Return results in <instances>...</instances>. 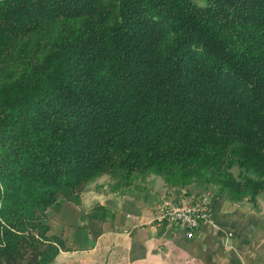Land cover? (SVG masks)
I'll return each instance as SVG.
<instances>
[{"label":"trees","instance_id":"1","mask_svg":"<svg viewBox=\"0 0 264 264\" xmlns=\"http://www.w3.org/2000/svg\"><path fill=\"white\" fill-rule=\"evenodd\" d=\"M264 194V0H0V264H49L94 178Z\"/></svg>","mask_w":264,"mask_h":264},{"label":"crops","instance_id":"2","mask_svg":"<svg viewBox=\"0 0 264 264\" xmlns=\"http://www.w3.org/2000/svg\"><path fill=\"white\" fill-rule=\"evenodd\" d=\"M183 194L207 197L212 207L192 237L156 221L160 201ZM49 224L50 234L65 243L49 264H264V194L256 203L232 200L216 185L190 193L157 174L125 187L100 175L79 201L52 206Z\"/></svg>","mask_w":264,"mask_h":264},{"label":"built area","instance_id":"3","mask_svg":"<svg viewBox=\"0 0 264 264\" xmlns=\"http://www.w3.org/2000/svg\"><path fill=\"white\" fill-rule=\"evenodd\" d=\"M211 214L212 207L207 197L193 200L187 194L179 198L167 196L158 205L156 221L166 227L182 228L192 237L204 221L210 220Z\"/></svg>","mask_w":264,"mask_h":264},{"label":"rangeland","instance_id":"4","mask_svg":"<svg viewBox=\"0 0 264 264\" xmlns=\"http://www.w3.org/2000/svg\"><path fill=\"white\" fill-rule=\"evenodd\" d=\"M198 3L200 4H204L205 0H196ZM109 178L111 179L112 183L115 184V180L108 175ZM188 188V190L190 191V193L194 192V193H199V192H205L206 190L209 191V187H213V185H209V186H202V185H188L186 186Z\"/></svg>","mask_w":264,"mask_h":264}]
</instances>
